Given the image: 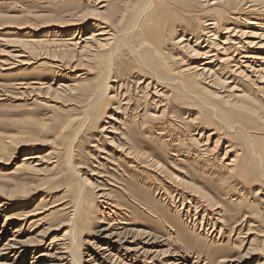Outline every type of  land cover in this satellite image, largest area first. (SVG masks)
Listing matches in <instances>:
<instances>
[{"label": "bare ground", "instance_id": "6f19581e", "mask_svg": "<svg viewBox=\"0 0 264 264\" xmlns=\"http://www.w3.org/2000/svg\"><path fill=\"white\" fill-rule=\"evenodd\" d=\"M16 1L0 264H264V0Z\"/></svg>", "mask_w": 264, "mask_h": 264}, {"label": "rangeland", "instance_id": "374dc122", "mask_svg": "<svg viewBox=\"0 0 264 264\" xmlns=\"http://www.w3.org/2000/svg\"><path fill=\"white\" fill-rule=\"evenodd\" d=\"M18 1V0H17ZM16 1V2H17ZM20 2H21V0H20ZM18 3V2H17ZM16 3V4H17ZM20 6H23V7H27L28 6V3H22L21 2V4L20 3H18ZM31 6H34L36 9H37V4H32ZM2 112L6 115V114H9V113H12L13 111H12V109H10V108H7V109H4V110H2ZM19 156H21L20 154L19 155H16V157L15 158H13L12 160H10L9 162H8V164H9V166L11 165V163H12V161H14V163H15V161H17L18 159H19ZM13 163V164H14ZM8 164H4V165H6V166H8ZM14 166V165H13ZM22 201H25V200H22ZM178 206H179V204H178ZM1 219V218H0ZM2 220H3V218L0 220V223H2ZM210 227V226H209ZM209 227L207 228V229H209ZM204 228H206V226L205 227H203V229ZM202 233V232H201ZM60 235H61V233H60ZM55 236V235H54ZM28 261V260H27ZM252 260H247V263L246 264H248V263H250Z\"/></svg>", "mask_w": 264, "mask_h": 264}]
</instances>
